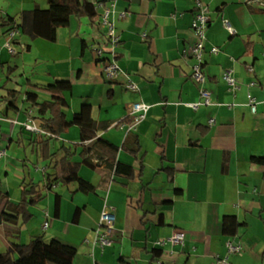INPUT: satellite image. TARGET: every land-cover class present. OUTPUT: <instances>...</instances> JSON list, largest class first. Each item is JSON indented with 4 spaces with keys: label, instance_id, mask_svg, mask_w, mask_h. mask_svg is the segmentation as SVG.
<instances>
[{
    "label": "crops",
    "instance_id": "crops-1",
    "mask_svg": "<svg viewBox=\"0 0 264 264\" xmlns=\"http://www.w3.org/2000/svg\"><path fill=\"white\" fill-rule=\"evenodd\" d=\"M100 1L106 7L113 5L111 20L120 38L114 54L102 24L101 6L94 20L72 17L70 25L59 30L56 42L19 35L17 46L26 48H19L17 60H8L5 54L3 43L10 28L3 26V18L18 17L36 6L45 9L48 0H21L12 10L15 14H0V115L23 123L32 101L43 93L50 99L43 86L69 80L73 84L66 94L69 119L84 104L91 105L97 124L95 139L118 147L117 161L132 166L135 176L116 175L107 165L108 156L92 149L89 158L95 168L82 165L79 174L95 191L83 193L76 183L63 186L56 182L44 201L29 209L32 219L28 223L0 224V254L9 250L10 242L27 244L42 236L47 242L59 240L75 247L73 264H121V259L129 264H151L154 250L162 252L155 264H214L217 256L228 254L226 242L231 241L242 248L229 255V264H264V163L253 162V158L264 159V0H201L211 16L204 71L205 88L212 96L210 105L196 110L189 106L201 99L200 87L190 78V49L196 42L191 25L198 0ZM224 19L230 21L235 34L226 30ZM100 48L102 58L96 53ZM213 48L219 52L212 53ZM24 54L34 55L36 65L45 61L44 73L28 77L29 66L21 60ZM113 60L123 73L110 81L103 63ZM227 69L234 71L240 84L237 93L222 78ZM19 74L26 78L23 95L11 88ZM128 80L137 85V92L127 90ZM11 91L18 92L22 103L17 96L15 106L9 108ZM249 94L256 101L255 113L249 106ZM136 102L151 108L131 131L130 107ZM5 131L10 141L0 160L8 156L2 169L8 175L20 157L8 150L13 143L18 141L25 154L40 150L35 135L30 136L19 124L1 120L0 132ZM93 143L82 144L80 128L73 126L55 137L51 148L79 145L74 160L81 162V151ZM39 155L41 171L34 172L40 174L38 179L30 173L24 179L13 177L10 185L0 186L2 192L21 195L24 181L43 185L45 172L55 171L47 170L48 163ZM23 161L24 165L31 162L28 156ZM9 201L19 203L12 196ZM105 207L115 213L116 221L111 246L101 249L86 240H93ZM226 216L242 224L234 235L224 231ZM47 221L50 227L44 229ZM18 227L19 237L10 236ZM175 231L186 233L184 244L155 245Z\"/></svg>",
    "mask_w": 264,
    "mask_h": 264
},
{
    "label": "trees",
    "instance_id": "trees-1",
    "mask_svg": "<svg viewBox=\"0 0 264 264\" xmlns=\"http://www.w3.org/2000/svg\"><path fill=\"white\" fill-rule=\"evenodd\" d=\"M103 2L100 0L95 2L91 0H48V7L45 9L36 6L32 10L22 11L18 17L3 18V26L9 27V30L18 29L20 35L29 40L41 38L56 42L59 30L67 28L72 17L94 20L98 15V5L105 4ZM42 89L50 94V99L42 102L34 100L27 108L28 111H32L31 116L38 122V125L54 137H60L71 127L78 126L81 131V143L84 144L87 141H94V143L91 148H84L81 151L79 156L82 160L80 162L74 160L75 150L79 145L71 147L62 145L58 149L54 147L52 151L53 137L35 135L34 143L38 145L42 159L48 163L47 170L52 168L55 173H47L46 171V182L43 185L34 181H24L21 185L19 203H11L9 194L0 189V224L17 225L21 223L24 225L28 223L32 219L29 209L43 202L45 194L52 190L56 182H60L63 186L76 183L78 191L83 193L94 192L95 186L79 174L82 165L95 168L89 158L92 149L108 156L107 165L114 170L116 175L127 178L135 176V169L132 166L117 161L118 147L105 139H95L97 124L93 118L91 105L84 104L81 110L69 119L66 113L69 108L66 94L73 89L71 81L55 80L53 83L43 86ZM10 94L12 99L8 101L9 108L15 106L18 92L11 91ZM32 95L29 93V96ZM253 162L263 164L264 159L253 158ZM177 193L179 194L178 191ZM5 201V207L1 208V204ZM223 220V228L226 234L234 235L242 226L234 216H226ZM20 233L21 230L18 227L10 233L11 235L9 233L7 235L18 238ZM153 254L151 264L160 260L162 252L154 250ZM76 255L77 249L75 247L59 240L47 242L40 236L35 237L27 244L10 242L9 250L0 254V264H73ZM120 262L121 264H129L124 259H121Z\"/></svg>",
    "mask_w": 264,
    "mask_h": 264
},
{
    "label": "built area",
    "instance_id": "built-area-1",
    "mask_svg": "<svg viewBox=\"0 0 264 264\" xmlns=\"http://www.w3.org/2000/svg\"><path fill=\"white\" fill-rule=\"evenodd\" d=\"M251 1H259V0H251ZM101 6L103 9L102 13V24L107 28V36L112 46V53H115L116 47L119 45L120 38L116 34L114 23L111 20V15L113 13V5L110 7L104 6V4H99L98 7ZM122 17H125V14H122ZM211 23V16L207 7L198 0L196 3V11L194 14V19L192 21V30L196 37L195 44L190 49V56L192 58V71H191V80L200 87V101L190 104L189 106L193 109H198L201 106L210 105L211 104V92L205 88V84L207 82V77L204 71V54H205V43H206V31ZM224 27L230 34H235L236 30L232 27L230 21L228 19L223 20ZM20 35L18 29H11L7 33L6 41H5V48L11 54L16 56L19 54V48L24 50L26 47L25 45L19 44L17 46V38ZM219 52L218 48H213L212 53L217 54ZM96 53L99 58H102L104 50L103 48L97 49ZM103 72L105 78L107 80L113 81L120 76L123 71L116 60L108 61L103 63ZM222 78L226 83L228 89L233 92L237 93L241 87L238 83L237 79L234 76V71L232 69H227ZM251 85H254L252 83ZM127 90L131 92H137L139 89L137 85L132 83L130 80L126 83ZM249 106L253 113L256 112V101L255 99L249 94ZM151 106L144 103V102H136L133 103L130 107V117L131 123L129 126V130H135L137 125L143 122L147 114L150 110ZM32 111L29 112V117L23 123H19L13 119H6L0 115V121L6 120L12 124H19L21 128L31 134H40L48 137H53L51 134L45 132L37 122L31 116ZM6 156V150H0V158ZM116 221L115 213L105 207L100 214L99 224L94 231V238L92 241L86 240L87 243H91L94 247L98 246L101 249L111 246L112 238H113V230ZM50 227L49 221L45 222L44 229H48ZM186 239V233L184 231H175L171 236L166 237L164 239H160L155 243L158 247H163L167 244L170 245H182L184 244ZM241 244H235L231 241L226 242V249L228 254L224 257L217 256L216 261L214 264H229V255L236 254L241 251Z\"/></svg>",
    "mask_w": 264,
    "mask_h": 264
},
{
    "label": "rangeland",
    "instance_id": "rangeland-1",
    "mask_svg": "<svg viewBox=\"0 0 264 264\" xmlns=\"http://www.w3.org/2000/svg\"><path fill=\"white\" fill-rule=\"evenodd\" d=\"M21 3V0H0V14H2V12H10L12 13V10L17 7L19 4ZM48 7V5H47ZM46 6L44 8H47ZM15 14V13H12ZM1 29V28H0ZM2 46V45H1ZM3 46L5 47V43H3ZM5 54L8 55L7 57L9 58L8 60H17L18 57L20 56V54H17L16 56L11 55L7 49H5ZM26 58V59H25ZM21 60H25V62L28 64L29 68H27V76L28 77H37L38 75L40 76L42 73H44V70L46 69V62L45 61H41V63L39 65H36L35 63V57L34 55L29 56L28 54H24L23 57L21 58ZM21 78H24L21 76V74L17 75V80L16 82H18L20 84L17 85L16 82L13 84V86L11 88H15L18 90V92L20 93V95H23L25 93L26 90V78H24L23 80ZM36 79V78H35ZM39 102H42L44 100H48V95L46 97V94H40L39 95ZM19 97V96H18ZM18 103H22V99L21 97L18 98ZM26 132V131H25ZM28 133V132H27ZM30 136L32 135H38V134H31L29 133ZM8 132L5 131L1 134L0 132V142L1 143V149L0 150H4L3 147H7L8 146V142L10 141L9 137H8ZM3 137V140H2ZM17 142L13 143L11 148H9L8 150L15 154V153H19L20 157H19V161H14L12 163V169L9 172L8 175H5L6 170H2L4 169L3 163H5L7 161L8 156L3 160H0V186H2V188L6 187V185H10V183H12L13 180H15V178L13 177H20L21 179H24V176H27L28 173L31 174V176L33 178H36V180L38 179L40 174H35L34 172H39L41 171V167L42 165H37V156L40 153H31L30 151L27 152L26 154L24 153L23 150H21L18 146H17ZM28 156L31 160L30 163H26V165H24V158ZM40 156V160H41V154ZM41 166V167H39ZM40 168V169H38ZM37 169V170H36ZM30 171V172H29ZM11 188L13 189V187L11 186ZM17 189V188H16ZM19 192V190L17 191V193ZM12 196V200L14 202H19L20 201V197L21 195H10V197ZM29 242V241H28Z\"/></svg>",
    "mask_w": 264,
    "mask_h": 264
}]
</instances>
